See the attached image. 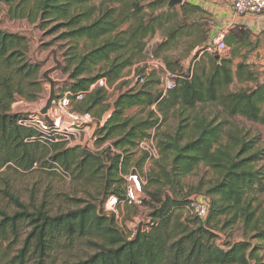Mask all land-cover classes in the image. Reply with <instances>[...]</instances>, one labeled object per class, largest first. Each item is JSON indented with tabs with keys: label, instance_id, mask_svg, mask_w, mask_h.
Returning a JSON list of instances; mask_svg holds the SVG:
<instances>
[{
	"label": "trees",
	"instance_id": "1",
	"mask_svg": "<svg viewBox=\"0 0 264 264\" xmlns=\"http://www.w3.org/2000/svg\"><path fill=\"white\" fill-rule=\"evenodd\" d=\"M0 2L11 20L37 24L46 35H56L55 40L65 43L61 70L68 83L61 90L72 93L86 92L100 79L118 85L127 70L149 57L148 39L164 32L156 50L164 49L186 25L183 6L180 18L168 8V0ZM224 40L232 48L230 58L209 57L206 64L197 60V53L186 73L179 63L165 59L166 68L183 77L166 95L154 90L158 82H146L147 73L143 84L121 92L111 105L105 103L103 89L74 104L76 112L98 120L111 110L97 129L98 143L109 146L96 153L67 148L64 143L30 141L36 133L18 124L25 115L13 113L11 107L17 101L35 103L41 98V65L28 60L25 36L0 30V170L42 172L61 179L59 168L74 181L90 182L98 196L91 202L65 197L75 208L53 211L52 197L59 200L60 193L43 190L40 199L32 194L24 202L12 185L5 184L0 189V264H260V248L251 241H264V211L260 214L251 202L253 193H264V175L257 167L264 149L257 137L248 139L247 131L229 120L241 118L264 127V84L245 58L232 71L237 51L253 48L248 31ZM153 56L157 57L155 51ZM140 72L144 74V68ZM235 82L252 86L231 91ZM208 107L217 109L212 117L206 113ZM133 108L147 111V116L128 117ZM170 118L177 122L173 133H162L158 139L154 135L158 159L152 162L157 170L150 169L146 176L149 186H160L153 191L143 188L148 199L141 204L151 209L150 221L143 230L126 236L115 215L102 207L109 196L124 199L125 177L137 172L131 164L138 143ZM147 158L141 153L136 166L141 168ZM200 166L217 178L207 188L200 184L184 193L183 178ZM194 195L209 200L207 217L177 216L178 210H188ZM237 225L253 233L249 240L219 243V233ZM80 244L93 253L69 263L60 259Z\"/></svg>",
	"mask_w": 264,
	"mask_h": 264
},
{
	"label": "rangeland",
	"instance_id": "2",
	"mask_svg": "<svg viewBox=\"0 0 264 264\" xmlns=\"http://www.w3.org/2000/svg\"><path fill=\"white\" fill-rule=\"evenodd\" d=\"M6 7L3 3L0 2V30L9 32V33H17L20 35L25 36L28 39V60L31 63H38L41 65L40 70V79L43 84L44 92L41 98L35 103H26L36 104L39 106L40 104L44 107L46 100L49 98L50 93V85L47 81L42 78V74L50 69H53L56 66L55 60L60 63V67L53 71L49 77L51 80L55 82V93L63 92L61 89L65 88V85L68 83L67 76L62 72L61 68L63 67V49H61L62 45L65 44L62 41L55 40L56 35H46V31L40 29V27L36 25H30L26 21L22 20H11L8 15L6 14ZM177 14H179V9L175 10ZM173 24H169L171 27ZM164 39V32L159 31V33L152 39H148V54L149 57L146 62L151 61V59L159 60L165 66L164 61L170 60L171 62L179 63L182 67L183 71L186 73L189 68L197 61L193 60L189 51V45L185 40L181 41H174L170 43V45L164 49L156 50V47L160 45L162 40ZM52 43V44H51ZM154 51L157 54V57L153 56ZM247 50H245V61L249 62L253 70L256 72L259 82H264V63L259 57H255L252 59L253 55L249 54ZM55 56V60H54ZM214 57L213 55H203L201 60L205 61L207 64L208 58ZM166 67V66H165ZM142 67H137V65L129 70H127L122 77V81H119L115 92L119 95L121 92L128 90L132 87H137L135 83V78L142 74L140 72ZM167 69V68H166ZM150 75L147 78V81H154L158 82V84L154 85L155 91H160L159 87V72L155 69H150L148 72ZM244 87H249L244 85ZM242 88V85L234 83L229 87L231 91H237ZM16 103V102H15ZM14 103V104H15ZM12 105L11 111L14 113L18 108L15 105ZM75 109V105H73V111ZM262 111H264V105L261 107ZM132 112L128 117L132 118H145L147 116V111H142L140 108H133L131 109ZM217 109H213L212 107H208L206 109V113L208 116L212 117L214 113H216ZM76 112V111H75ZM78 113V112H77ZM105 116V117H104ZM106 114L102 115L100 120H106ZM96 119V118H95ZM98 120V119H96ZM231 125H234L242 130L247 131L249 137L248 139L257 137L259 139V146L264 149V127L249 123L241 118H235L229 120ZM176 120L173 118L168 119L164 124L160 126L159 131L150 130L147 134L153 133L156 136V139L162 138V133H173V130L176 125ZM158 135V136H157ZM224 139L226 136H223ZM67 148H70L66 146ZM83 149V148H82ZM141 157V152L134 151L133 161L131 167L137 171L139 177L142 180V190L141 196L143 199L147 197L146 193L143 191V188H147L148 191H153L156 186H160L159 184L154 186H149L147 184L148 180L146 178L147 174L149 173L150 169H154L155 171L157 168L154 166L153 162H146L143 163L141 168L136 166V161ZM257 167L261 169L264 175V158L258 162ZM216 175H214L210 170L200 166L198 169L194 170L190 175L186 176L182 180V185L184 188V193L186 191L190 192L194 189H197L200 184L203 186L202 188L209 187L210 183L214 179H216ZM12 185L13 193L15 195L21 196V199L24 202H27L30 198V195L34 194L36 200L41 198V195L44 196V192L50 190L52 193H60L58 196L59 200L56 197H52V209L56 211L58 208L61 211H67V209L72 208L74 206L70 205L69 200H63L65 197L67 198H76L78 200H82L84 202H91L93 196H97L96 190L94 185L90 182L82 180V181H74L70 178L69 181H65L63 178L55 177V176H47L42 172L33 173V174H20L15 173L12 169L4 168L0 170V189L4 188V185ZM201 187V186H200ZM40 188V190H39ZM44 190V192H43ZM39 191V192H38ZM48 196V194H47ZM254 201L251 202L252 207L256 208L257 211L261 214L264 211V193H253ZM101 201V198H99ZM0 205L3 206V202L0 201ZM104 206V205H103ZM103 208V207H102ZM150 208L145 207L144 205L133 206L129 207L126 205H119L117 207L115 218L118 222L119 228L124 232L126 236H132L136 234L138 231H141L145 228V224L148 223L149 217L148 214L150 212ZM104 211V208H103ZM177 216L179 215L182 219H193L194 217L189 213L187 209H181L176 212ZM224 222V218H221V222ZM221 226V224H220ZM219 226V227H220ZM253 235V233H246L241 228L240 225H237L233 228H226L224 232L219 233V243L224 242H237L243 239H248L249 236ZM249 240V239H248ZM252 245L257 246L260 248L258 251V256L260 257V264H264V241L260 242L257 240L251 241ZM93 253L92 249L87 245H77L75 246L71 252L66 254H61L60 259H65L67 263L71 261H76V259H84L86 255ZM253 264V263H252Z\"/></svg>",
	"mask_w": 264,
	"mask_h": 264
},
{
	"label": "built area",
	"instance_id": "3",
	"mask_svg": "<svg viewBox=\"0 0 264 264\" xmlns=\"http://www.w3.org/2000/svg\"><path fill=\"white\" fill-rule=\"evenodd\" d=\"M232 11L235 16L246 15H264V0H233ZM225 33L219 32L212 40L211 50L216 54H224L228 47L224 40ZM145 70L135 78V83L141 85L145 82V75L150 69L159 72V87L162 95H166L169 91L177 87V81L183 79L182 76L170 72L159 60L151 59L149 62H143L137 65ZM117 83L108 85L104 79H100L92 84L86 92L72 93L68 90L56 92L55 98L46 117L50 120L48 123L44 116L40 114L43 106L36 104H26L23 101H17L14 105L18 108L14 113L25 115L18 124L33 130L37 140L46 145L51 143H64L66 146L79 147L92 152H100L109 146V143L100 145L98 143L99 136L97 129L103 126L104 122L109 118L111 110L106 112V120H96L90 113H77L73 111V105L81 102L85 95L91 93L95 89H103L106 92V104L111 105L118 94L115 92ZM105 117V116H104ZM137 151L146 153L148 158L146 163L158 159V151L155 145L153 133L148 138L138 143ZM134 170V169H132ZM58 174L66 181L70 180V176L57 168ZM127 187L124 199L119 200L115 196H109L104 203V211L108 214L116 213L117 207L121 204L126 206H139L142 203V180L137 172L129 174L125 177ZM209 200L206 197L194 195L189 199L188 210L191 215L203 220L207 217L209 211Z\"/></svg>",
	"mask_w": 264,
	"mask_h": 264
},
{
	"label": "crops",
	"instance_id": "4",
	"mask_svg": "<svg viewBox=\"0 0 264 264\" xmlns=\"http://www.w3.org/2000/svg\"><path fill=\"white\" fill-rule=\"evenodd\" d=\"M232 3L233 0H183L182 5L170 9H179L181 18V7L183 6L186 25L178 35L176 42L185 40L189 45L191 57L198 53L197 60L207 54L213 55L216 60H219L220 57L230 58L232 48L228 45L224 54L212 52L213 38L219 32H224L225 36H229L230 34L237 35L241 30L248 31L253 48L239 49L233 56L232 71L234 72L235 66L245 58V50L253 55L252 59L258 56L264 63V15L235 16L232 11ZM260 83L264 84V82ZM240 85L242 88H246L244 85L252 86L251 83ZM131 112L132 110H129L127 115H130Z\"/></svg>",
	"mask_w": 264,
	"mask_h": 264
},
{
	"label": "water",
	"instance_id": "5",
	"mask_svg": "<svg viewBox=\"0 0 264 264\" xmlns=\"http://www.w3.org/2000/svg\"><path fill=\"white\" fill-rule=\"evenodd\" d=\"M182 3H183V0H168V7L175 8L177 6L182 5ZM54 60H55V56H54ZM55 63H56V66L53 69L47 70L42 74V78L45 81H47L50 85V93H49V98L46 100L44 107L40 111V114L44 116L45 120L48 123H50V120L46 117V113L50 109L52 102L55 98V82L51 80L49 75L60 67V63H58L56 60H55Z\"/></svg>",
	"mask_w": 264,
	"mask_h": 264
}]
</instances>
